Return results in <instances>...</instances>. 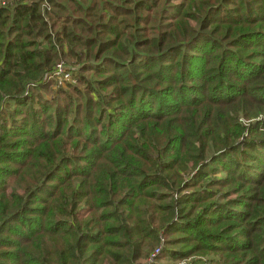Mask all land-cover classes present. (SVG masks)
I'll list each match as a JSON object with an SVG mask.
<instances>
[{
  "label": "trees",
  "instance_id": "obj_1",
  "mask_svg": "<svg viewBox=\"0 0 264 264\" xmlns=\"http://www.w3.org/2000/svg\"><path fill=\"white\" fill-rule=\"evenodd\" d=\"M158 245L264 264V0L0 5V264Z\"/></svg>",
  "mask_w": 264,
  "mask_h": 264
},
{
  "label": "rangeland",
  "instance_id": "obj_2",
  "mask_svg": "<svg viewBox=\"0 0 264 264\" xmlns=\"http://www.w3.org/2000/svg\"><path fill=\"white\" fill-rule=\"evenodd\" d=\"M6 4L10 2V0H5ZM163 0H161V3ZM69 82L66 81L64 85ZM70 82H76L74 77L71 78ZM47 93V91H44ZM158 255V254H157ZM215 256L213 254H205V253H195L190 256L184 257H175L170 256L168 254L162 255L161 257H155L154 263L156 264H210L212 261L211 259Z\"/></svg>",
  "mask_w": 264,
  "mask_h": 264
},
{
  "label": "built area",
  "instance_id": "obj_3",
  "mask_svg": "<svg viewBox=\"0 0 264 264\" xmlns=\"http://www.w3.org/2000/svg\"><path fill=\"white\" fill-rule=\"evenodd\" d=\"M5 4H6L5 0H0V5H5ZM52 75L55 77L58 83H63L65 80H71L72 78L70 72L65 69V66L63 65L62 62H57L55 64V68L54 71L52 72ZM160 248L161 245L155 247L154 251L148 256V259L145 262V264L154 263L155 254L158 253Z\"/></svg>",
  "mask_w": 264,
  "mask_h": 264
}]
</instances>
